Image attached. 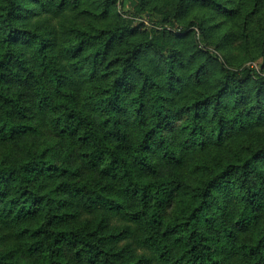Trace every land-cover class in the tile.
<instances>
[{
	"label": "trees",
	"instance_id": "obj_1",
	"mask_svg": "<svg viewBox=\"0 0 264 264\" xmlns=\"http://www.w3.org/2000/svg\"><path fill=\"white\" fill-rule=\"evenodd\" d=\"M82 1L0 0V147L11 151L29 141L21 158L0 161V231L17 247L0 244V264H32L18 252L38 264H232L242 250L241 264H264V227L253 242L238 244L245 230L259 229L264 213V147L211 171L192 190L159 170L166 162L183 167L185 154L221 140L241 115L251 120L242 111L229 117L222 99L239 100L251 84L261 100L264 75L233 69L203 49L201 39L194 41L219 64L222 77L214 91L175 112L172 96L182 78H191L180 74L184 59L167 37L180 30L161 22L142 30L137 20L153 15L141 8L144 0L139 6L137 0H87L103 7L104 25L77 27L74 16L63 13L72 5L82 17L88 13L77 11ZM111 11L116 22L108 27ZM44 13L66 19L60 40L44 20L29 23ZM13 81L26 84V92L11 90ZM98 81L100 88L92 84ZM209 106L213 113L205 120ZM173 128L185 137L181 147L171 139ZM38 137L51 144L41 148ZM75 158L95 170L97 180L85 179L71 164ZM184 197L189 202L178 208Z\"/></svg>",
	"mask_w": 264,
	"mask_h": 264
},
{
	"label": "rangeland",
	"instance_id": "obj_2",
	"mask_svg": "<svg viewBox=\"0 0 264 264\" xmlns=\"http://www.w3.org/2000/svg\"><path fill=\"white\" fill-rule=\"evenodd\" d=\"M139 2L140 0L135 1L134 6H139ZM144 3L145 5H142L141 8L145 11H151L153 15L150 20H137L138 24L143 25L142 30L151 29L153 27L152 22H161L162 26L170 27L171 25L180 30L171 33L174 37H167L174 43L175 49L184 59L183 65L179 67L180 74L190 75L191 78L185 80L182 78V83L177 87L179 92L172 96V107L175 112H179L182 102L199 97L203 93L214 91L217 82L222 77L219 64L203 55L194 41L201 39L203 49L214 51L233 69L250 67L257 69L260 75H264V0H208L207 2L202 0H144ZM29 5L32 8L36 6L34 2ZM72 7V5L69 6L63 14L73 15L77 27L91 30L104 25L105 20L102 22L99 18L103 12V7L92 6L90 2L83 0L77 11L88 13L79 18L76 16V10L71 11ZM117 11L120 13L118 7ZM115 13V11L110 12L109 19L106 21L108 27L116 22ZM43 20L49 28L57 30V38L60 40L66 19L63 16H52L44 13L36 18L34 17L29 23L41 25ZM193 20H197L200 27L187 29ZM160 29L162 27H158L157 30ZM166 31L171 30L167 28ZM151 58L165 69V62L156 53H152ZM62 62L66 64L65 59H62ZM148 64L152 67V63L148 62ZM200 67L203 69L199 70ZM164 75H167L166 71ZM189 81H191V84ZM194 82L198 83L196 89L191 86L194 85ZM92 84L98 88L103 86V82L100 81ZM82 86L81 96L87 93V85L83 84ZM9 88L23 94L26 92L27 86L25 84L19 87L18 82L13 81L9 84ZM251 88L253 86L248 85L245 96L239 100L232 95L224 97L221 103L223 111L227 112L229 117H234L242 111L247 116H251V120L241 115L243 117L242 121L229 124L223 137L220 138L221 140H212L210 143L198 147L197 150L185 154V165L181 168L167 162L165 164L160 163V174L162 176L177 177L185 183L189 190H192L196 186L198 187L199 183L211 171H222L230 163H241L255 150L263 148L264 96L261 100H257L254 93L251 92ZM28 91L33 96L30 87ZM259 107L260 109H258ZM212 110L213 107L209 106L203 111L205 120H211ZM213 128H215V124L214 127L212 125L209 128V131H212ZM180 133L177 128L171 129V139H174L179 147L185 142L184 135ZM216 136L214 135L215 138ZM37 140L36 144H40L41 148L51 144L49 139L44 137H38ZM13 146L11 151H6L0 147V161L21 158L26 147L29 146V141L23 138ZM71 164L75 169L81 171L85 179L97 180V172L85 166L81 159L75 158L71 161ZM188 202L189 198L184 197L181 201H178L177 207H184ZM263 227L264 213L259 223V229L257 225L253 229L245 230L239 235L238 244L243 245L253 242L261 234ZM6 233L0 231V244L7 249L12 248L15 250L17 248L15 244L11 245L12 241L8 242L7 238H3ZM138 252L141 254L146 251L139 249ZM233 256L232 264H241L245 258L243 250L237 252V254L235 252ZM17 257L22 261L38 264L36 257L23 255L20 252H18ZM70 257L72 258L73 255H70Z\"/></svg>",
	"mask_w": 264,
	"mask_h": 264
}]
</instances>
